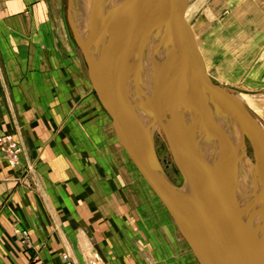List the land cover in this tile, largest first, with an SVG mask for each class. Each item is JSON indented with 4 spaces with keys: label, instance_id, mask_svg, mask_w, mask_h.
Returning a JSON list of instances; mask_svg holds the SVG:
<instances>
[{
    "label": "crops",
    "instance_id": "obj_1",
    "mask_svg": "<svg viewBox=\"0 0 264 264\" xmlns=\"http://www.w3.org/2000/svg\"><path fill=\"white\" fill-rule=\"evenodd\" d=\"M63 13V0H0V137L12 134L23 146L14 166L0 151V264H62L63 252L72 253L80 264H199L190 249L178 256L174 222L161 221L159 229L156 195L152 210L158 218L144 207L155 229L144 230V215L136 205L143 206V187L152 193L154 186L142 176V167L137 173L121 164L130 145L109 133L104 137L118 151L114 161L119 172L109 170L103 184L120 188L113 198L106 196L109 203L117 200L119 219L103 210L101 174L95 176L93 167L82 164L84 151L70 129L73 117H62L72 98L78 108L77 94L83 88L78 79H88ZM92 98L83 108H94ZM105 119L110 129V118ZM131 158L140 166L135 154ZM123 222L137 235L129 228L119 230ZM24 230L27 246L22 243ZM139 231L143 237H137ZM144 252L152 263L143 262Z\"/></svg>",
    "mask_w": 264,
    "mask_h": 264
},
{
    "label": "water",
    "instance_id": "obj_2",
    "mask_svg": "<svg viewBox=\"0 0 264 264\" xmlns=\"http://www.w3.org/2000/svg\"><path fill=\"white\" fill-rule=\"evenodd\" d=\"M70 1L68 21L99 99L120 126L199 263L264 264V126L209 75L186 20L189 0H119L110 11L106 29L93 33L95 37L87 42L76 24L80 1ZM156 34L155 52L150 46ZM180 83H184V98ZM152 89L168 116L169 147L183 176L181 185L164 168L142 116ZM134 96L138 98L135 104ZM189 96L201 100L203 115L210 122L209 129L213 128L203 144V134H195L184 121L183 104ZM132 117L139 121V134L131 127ZM246 140L258 177L246 174L233 153L235 143ZM237 194L254 199L249 215L234 206ZM229 222L237 224L239 235L229 230Z\"/></svg>",
    "mask_w": 264,
    "mask_h": 264
},
{
    "label": "rangeland",
    "instance_id": "obj_3",
    "mask_svg": "<svg viewBox=\"0 0 264 264\" xmlns=\"http://www.w3.org/2000/svg\"><path fill=\"white\" fill-rule=\"evenodd\" d=\"M79 1L80 13L76 15V24L81 37L87 42L92 39V37H95L93 33H98L100 29H106L110 11L119 0H110V2L109 0ZM70 3V0H63L64 21L66 24L68 23L69 28L71 26L68 21V12L72 5V3L71 5ZM109 9L110 11L108 13ZM186 18L194 30L197 43L202 55H204L205 65L211 78L216 83L232 92L264 126V0H190ZM69 31L73 42L76 43L71 28ZM76 52L84 61V72L88 79H86L85 75L82 76L84 80L81 78L80 80L78 79L79 85L83 86L77 94L79 100L77 104L78 108L76 109V107H74L75 98H72L71 100L73 102L69 105V111H64L62 117L66 118L69 114L73 117L74 124L70 129H72L74 136L79 137H72L75 144L77 145L78 143L80 150L84 151L81 152L83 156H81V162L83 164L86 161L89 168L93 167L95 169V176L101 174L99 180L102 184L100 185L105 189L103 192V196L105 197H102V201L106 202L103 210L110 212L113 218L116 217V219H119V215H117V211L115 210L117 206H119L117 205V200H112L110 201L111 203H109L106 196H112V193H115V190H120V188L113 189L112 186H105L103 184L106 183L109 170H115L116 173L119 172L118 166L114 161L118 151L112 146L113 142L111 143L108 137H104V134H110L113 139L115 136L117 141L122 140L120 134L121 129H118L120 126L114 121L113 117L108 113L99 99L80 47L76 48ZM84 94L85 96H83ZM91 97L93 98L89 101L93 103L94 108H83L84 102L89 98L91 99ZM95 107H97V110ZM88 114L95 116L91 117ZM105 116L110 118V129L108 126L109 124H106L104 121ZM164 125L167 127V123ZM63 133H66L65 129ZM9 135L12 136L11 143H16L18 147H21L18 153V160L23 151V146L12 134H5L0 137V151L8 164L14 166L17 164L18 160L15 162L12 160L9 156L10 149L7 146L8 143L3 142V138ZM83 141L85 142L82 144L81 142ZM155 142L157 154L168 175L175 184L181 185L183 176L171 153L169 144L159 135H156ZM82 146L86 149H82ZM250 152H252L251 149ZM124 153V157L121 156V164L125 162L128 169L134 167L137 173H141L143 171L141 170V166L135 162L134 158H131L132 155H134L131 145L126 147ZM10 155H12V153ZM141 174L143 177L147 176L144 171ZM154 189L157 191L155 187ZM155 191L152 190L151 193V191L143 187V199L142 201L140 200L143 206L138 203L136 205L137 208H140L139 211L144 215V230L149 231L151 228L155 229L154 225L148 221V218H145V214L150 210L149 212H152V214L154 213L152 216L155 217L156 210H152L154 209L152 207H155V204L152 203V199H154L156 195L157 202L159 201L158 207L160 208L159 221L156 222L158 226H161L159 229H163L161 221L168 223L169 221L174 222L172 230L175 232L177 229L179 234V238L176 236L175 239V244L178 245V249H180L178 256L181 257L185 254V249H190L191 253H193L160 194L158 192V194H155ZM150 194H152L153 197ZM145 206L148 207L149 210H145ZM155 218L158 217L156 216ZM121 226L119 230L121 228H129L135 233L133 228L129 226L125 227V222H123ZM24 231H21L23 234L22 243L27 246L29 245L28 232L26 231L27 233L24 234ZM139 234L137 237H143L140 231ZM135 235L137 234L135 233ZM156 235L154 234V237L157 239ZM177 239L180 240L179 243ZM136 242V246L140 245L138 238ZM143 244L146 245V243ZM169 244L172 245L171 243ZM129 247L131 248L129 251L134 252L132 246ZM61 258L62 264H80L76 256L69 252H63ZM142 258L143 262L152 263L150 254L144 252Z\"/></svg>",
    "mask_w": 264,
    "mask_h": 264
},
{
    "label": "bare ground",
    "instance_id": "obj_4",
    "mask_svg": "<svg viewBox=\"0 0 264 264\" xmlns=\"http://www.w3.org/2000/svg\"><path fill=\"white\" fill-rule=\"evenodd\" d=\"M188 8H189V3H188V7H187V10H186L185 16L187 15ZM186 20H187V18H186ZM192 30H193V28H192ZM193 32H194V30H193ZM156 36L157 37H155L156 38L155 41L150 46L151 51L153 50L155 52L157 51V48L159 46L158 35L156 34ZM194 36H195V39H196V42H197V38H196L195 33H194ZM197 45H198V43H197ZM198 48H199V51H200L199 45H198ZM200 54H201L202 59L204 61V58H203L204 55H202L201 51H200ZM204 64H205V61H204ZM183 85H184V83H180V85H179L180 86L179 90L181 91L180 92L181 93L180 96L182 98L186 97V92H185V94H183V92H184L183 91ZM156 95L157 94H156L155 89H154L150 93L148 106L144 107L143 112H142V116H143V119H144L145 123L148 125V127L152 131V135L154 137V141H155L156 135H159L163 139H165L167 141V143L169 144V140H168L169 137L167 135V130H166L167 127L164 125L166 123V118L168 116H166L165 113L163 112L164 106H163V104L160 103V101H159V99L157 98ZM136 102H138V98H137V96H134L132 98V103L135 104ZM197 105H198V108L196 109V111L195 112L192 111L191 109L192 108L194 109ZM200 106H202L201 105V100L194 101V98L192 99V97H190V100H188L185 105L183 104V113L182 114L184 115V121L187 122V124L192 128V130L194 131L195 134H197V133H198V135H200L201 133L203 134V136L201 138V141H200V144H203V143H205L206 135L211 134V131H212L213 128L210 126V129H209L208 125H209L210 122H209V120H207L204 117V115H203L204 114V110H202ZM138 122L139 121L138 120L136 121V118L132 117V120L130 121V124H131L132 129H134L135 132H138V134H139L141 126L138 124ZM118 129H121V128H118ZM120 134H121V138L122 137L124 138L125 143L130 145L129 141L127 140V138L124 135V133L122 132V130H120ZM155 146H156V142H155ZM250 149L252 151L251 144H250V142L248 140H246L245 142L238 141L234 145L233 153H234V156L237 157L240 160V165H241L242 169L245 171V173L248 174L250 177L254 178V177H258L259 173H258V168H257V164H256V160H255L253 151L250 152ZM171 153H172L173 157L176 155L173 150L171 151ZM227 158L229 160L228 155H227ZM151 184H152V182H151ZM223 184H224L223 181L218 182V186L219 187H222ZM249 190H250V188H249ZM251 193L254 194V192H252V191H251ZM236 197H237L236 198V202L237 203H235V201H234V206L240 208L241 212H243L245 215L246 214L249 215L251 213L252 209H253V206H254V199L253 198L252 199L251 198H243L239 194H237ZM176 225H177V223H176ZM177 227L179 228L178 225H177ZM228 228L233 234H235V235H239L240 234V229L238 228L237 224H235L234 222H229L228 223ZM180 232L182 233L181 229H180ZM183 236H184V234H183ZM261 237H262V239L264 238V231H263ZM185 239H186V237H185ZM186 241H187V239H186ZM187 243L189 244L188 241H187ZM192 252L194 253L193 250H192ZM194 255H195V253H194ZM196 258H197V256H196ZM197 261H198V258H197ZM198 263H199V261H198Z\"/></svg>",
    "mask_w": 264,
    "mask_h": 264
},
{
    "label": "built area",
    "instance_id": "obj_5",
    "mask_svg": "<svg viewBox=\"0 0 264 264\" xmlns=\"http://www.w3.org/2000/svg\"><path fill=\"white\" fill-rule=\"evenodd\" d=\"M11 139H12V136L11 135H9V136H6V137H4L3 138V142L4 143H8L7 144V146H8V148L10 149V151H9V156L12 158V160L15 162V161H17L18 160V153H19V151H20V149H21V147L19 146H17L16 145V143H11ZM12 153V155H10ZM27 232L26 231H24V234H26Z\"/></svg>",
    "mask_w": 264,
    "mask_h": 264
}]
</instances>
